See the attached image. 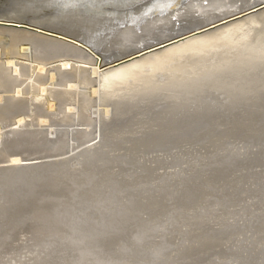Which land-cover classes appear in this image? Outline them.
Masks as SVG:
<instances>
[{"label":"water","instance_id":"95a60500","mask_svg":"<svg viewBox=\"0 0 264 264\" xmlns=\"http://www.w3.org/2000/svg\"><path fill=\"white\" fill-rule=\"evenodd\" d=\"M258 79L264 0H0L3 126Z\"/></svg>","mask_w":264,"mask_h":264},{"label":"rangeland","instance_id":"374dc122","mask_svg":"<svg viewBox=\"0 0 264 264\" xmlns=\"http://www.w3.org/2000/svg\"><path fill=\"white\" fill-rule=\"evenodd\" d=\"M254 83H256V84H254ZM204 90H208V92H204ZM240 104H241V106H240L241 108L234 111L233 110L234 107L237 105H240ZM19 115L20 114L14 116L15 122H13V123H10V124L5 125V126H3L0 123V129H1L0 139H2V140H0V142L2 141L0 143L1 144L0 145V161H2V163L0 162V172L1 171L5 172L6 170L9 169L7 167H4L2 169L1 166H8V165L13 166L14 165L13 163H10V158H12V156H16L17 154L21 155L20 156L21 158L22 157L23 158H29L27 160H32V162H29V163H31V165L30 164L27 165L25 162H23V164H17L18 167L25 165V166H28L30 170H34L36 168L41 169L43 167L47 168L48 166H50L49 168H53V167L58 168L59 167V168H62V170H63L62 172L64 174L66 170L69 171L71 169V167L78 165V163H77L78 161L76 159V157H78V155H80L78 153L84 152L88 147L90 148V146H92V145L95 146V147H93L94 150L96 149L97 151L100 152V154H102V155L99 154L101 157L98 155L95 158L96 159L99 158L98 160H100V161H102L101 159L103 158L102 162H104V163H102V164L107 166V164L109 165V163H110L109 159L118 157V155H119V158H121V159H119L117 161H121V160L122 161H128L129 159H126L127 154H128V156L134 157V156L138 155V157H139V155L142 156L145 153L152 152L153 155H155V153H156V154H160V156H162V155L166 154L165 151L168 150L166 148H169V146H171L172 144H180V145L186 144V146H190V145L194 146V147H191V149H190L192 151H190V150H188L187 152L185 151L184 153L186 155L185 154L182 156L180 155V158H182L181 161L177 162V164H176V162H174V164H173L174 166L173 165H171L170 167L166 166L165 169H166L167 173H169L170 175H177L178 173H175L177 171V169L182 168V171H184V169L186 168L187 170H186V172L184 171V174L188 175L192 172L191 169H193V167L191 165H189V166L185 165V162H186V164H188L194 160V162H196L195 164L199 165V164H202L204 162L203 161L204 159H206V160L208 158L214 159V156H219L217 158H221V154L223 155V149L220 150L219 148H208V147H203L200 145V144L205 142V139H207L209 141L210 140H214V141L224 140V142L227 141L228 145H231V148L232 147H234V148L239 147L240 150L243 148L241 150V153L245 157L244 161L245 162L247 161L246 166L243 168L245 170L247 167L250 169H253L255 171L257 170L256 172L257 173L259 172V174L261 173L260 175H262L264 177V164H263L264 160H262L260 158L261 156H263V155H261V153L264 152V142L262 144L256 143L257 145L256 144L247 145L246 141H243L240 139L244 134L251 135L250 134L251 131L254 132L253 134H257V138L264 139V80H258V81L228 85V86H223V87H216V88H210V89H203V90H197V91H190V92H183V93L159 96V97H155V98L145 99V100H141V101H137V102H132V103L114 106V107H109V108H104V109L99 108V109H92V110H84V111H80L77 113L73 112V113H68V114L53 115V116H46V117L25 118L24 119L25 121L23 120L21 122L22 125H21V123H20V125L19 124L15 125V123L17 121L16 117ZM33 118H35V119L38 118V119H43V120L39 121L38 119L35 120ZM54 122H56L55 126L53 124ZM48 123H51L52 125L48 124ZM10 125H11V128L8 127ZM95 125H97V126L95 127ZM13 126H14V128H13ZM15 126H17V127H15ZM87 126H88V128H87ZM238 126L243 128V129H244V127H248L251 129L245 128L246 131H242L243 129H238L237 128ZM4 128H6V129H4ZM8 128H10L11 130L16 129L17 135L16 136L13 135V138L9 137L8 136V133H9ZM58 132H60V133H58ZM90 133H92V134H90ZM137 136H147L148 139L154 143H151V144L149 143V145L147 144L146 147H144V148L143 147L134 148L130 145L135 144L137 146L139 144L131 143L130 138H132V140H134L133 137H137ZM98 138H100V139H98ZM230 138H232V139H230ZM236 138H239V139H236ZM85 139H87V140H85ZM247 140L250 142L251 138H248ZM116 141L119 143H117ZM128 141H130V142H128ZM144 141H146V140L143 139V141H142V139H141L139 142H144ZM125 142H127V143L125 144ZM175 142H177V143H175ZM225 146H226V144L224 145V147ZM231 148L228 150L231 151L232 150ZM95 152H93L91 154L95 155L96 154ZM192 153L194 154L193 157H192ZM253 154H254V156H253ZM114 155H115V157H114ZM120 156H122V157H120ZM35 157H39V158H35ZM104 159H105V161H104ZM115 159H113V160H115ZM12 160H13V158H12ZM34 160H38V161L34 162ZM186 160H190L191 162H188ZM198 160L203 161V162H199ZM106 162H107V164H106ZM180 162H182V163H180ZM32 163H33V165H32ZM72 163H74V164H72ZM243 163H241V164H243ZM175 164H176V166H175ZM40 165H41V168H40ZM68 165L71 167H67ZM204 165L205 164H203L202 166H204ZM11 166H10V168H11ZM17 166H16V168H18ZM165 169L162 168V170H165ZM80 170H82V169H80ZM87 170L92 171V169H87ZM245 170L235 172L234 177L229 176L228 180H230V181L236 180V182H237L236 185H231V188L238 186V188H239L238 191H242V189L244 188V184H246L245 183L246 182V180H245L246 175L243 177L242 174H238V173L244 172ZM173 172H174V174H173ZM85 173H87V172H85ZM164 175H166V174H164ZM228 175H229L228 173H225V174H222L219 176H228ZM214 177H217V176H214V175L203 176V178H205V179H208V178L213 179ZM161 178H164V177H161ZM97 179H98V177H97ZM218 179H219V177L215 178L214 180H218ZM29 180L31 181L32 179H29ZM29 180H28V182H29ZM49 180H51V181L49 182ZM49 180L48 179H47V181L44 180L42 182V184L32 183V184H30L31 186L34 185L32 187L26 185V187H30L31 189H43L45 191L48 190V192L47 191L42 192V193L39 192V194L36 191H32V197L33 198L30 197L31 199L29 200L30 202L28 201V203H27L28 205L25 204V206L27 205L26 207L24 205H22L21 208H19L20 206L17 205L18 207L15 206L17 208L12 207V209L14 210L13 211L11 208H10L11 210L10 209L4 210L3 206H0V214H2V215H0V227H1L0 228V264H88V263H86V260H88V259L91 261V264H100V262H98V261H92L93 259L97 258L96 255L93 253H92V255L85 254L84 256H80V255H83V253H80L79 247L83 248L82 245L85 242H86L87 246L91 245L90 247H92V249L90 251H86V253L94 252L96 250V249L94 250V247L96 246V244L94 245V243H97L96 247H98V244L100 245L101 243L102 244H101L100 248L106 246L107 249H105V250L106 251L110 250V252L108 251L107 253H109V254L111 253V254L109 256H105V255L104 256L101 255V256H103L102 258L105 257L106 260H107V258H108V260H109V258L114 259V261H111L112 264H115L114 262H116V261L120 262L121 264H123V263H126V264L127 263L128 264H142L143 259L146 260L144 255L149 253V256L147 255L148 259H149V257H151V254L153 253V251H156L155 252L156 254H163L164 252H166V254H167L169 252L165 257L166 260H164L165 258L163 259L164 262L159 260V264H173V263L176 264V262H178L177 264H226V263L227 264H244V263L251 264V263H256V262H257L256 264H258L259 262L261 263V260L264 261V253H263L264 247L260 248L261 247L260 245L255 246L256 245V244L254 245L255 242H253V241L248 242L244 238L234 239V240L228 242L227 244L222 243L221 245L218 244L217 245L218 247H216V245H215L214 247L208 248V247H210V246H208V245H210V243H208V244L205 243V245L204 244L201 245L200 243H198V241H195L196 240L195 237H192V238H190V240L195 241L194 244L192 245L191 243H189L188 249H184V250H182L183 252H180V249H182L181 246H179L180 248L174 247L172 250H169L168 245L165 242H162L160 244V241H158L157 238L155 240H157L158 242L153 241V242H156V244L153 243L155 249L153 247H152V250H151V248H149L148 251L143 250V247H139V248L138 247H131V248L128 247L129 248L128 249L126 247L127 244H129L128 246H131L130 244L135 245L134 243H131L132 240H129V243H128L127 239L123 240V236H121V237L119 236L120 237L119 238L118 236H116L117 234L115 235L114 232H112L113 233L112 234L110 230L107 231L108 233L107 232L105 233L103 229L101 230V227L99 225H97V223H96V225L93 224L95 226H91L92 222L90 223V225H87V226H88V228L92 227L93 231L91 228H89V230H88V228L86 226L87 229L82 230V231H81V229L78 231H75V233L77 232L75 234L74 232H72V230L70 228H69L70 230L68 229L67 225H64L63 220H66L67 218L62 219V216H63L62 213H63L64 209H65V211H68V210L66 208H64L63 205H62L63 207L61 205L58 206V200L59 201H61V200L63 201L64 199L67 200L71 195L76 196V193H77L78 197H76V198H74L75 196H73L72 198L70 197L71 199H73L74 203H76V202L78 203V202L82 201L84 204H88L89 199L91 200V201L89 200L90 201L89 203H92L93 202L92 200H94L93 195H95L92 192L93 191L96 192V191L101 190V187L97 183H93L91 185H87V187H86L87 190L85 187H84L85 189H82L81 191L79 190L81 192L80 193L79 191L77 192L74 190L77 188L75 186L76 188L72 187V188H74L72 190L75 191L74 192L75 194H73V191L69 192L70 188L68 189V187H71V186H69L67 184L68 185V187H67L62 181H61L62 183L60 182V179H59V181L57 180V178H53V180L52 179H49ZM237 180L241 181V182H238ZM182 183H183V181L175 182L174 185L177 187H176V190H175V188H172L174 193L175 192L176 193L182 192L180 189V187H181L180 185ZM36 184L37 185L39 184L38 187L36 186ZM216 184H217V186H219V185L221 186L219 189H217L221 195L229 194V191H226V186H225L226 183H216ZM241 184L243 186H241ZM45 185H47V186L45 187ZM161 185H163V184L161 183ZM40 186H41V188H39ZM65 188L68 190H64ZM88 188L92 189L93 191L88 192ZM207 188H208V185H206L205 190ZM217 190H214L212 192L216 193ZM56 191H57V193H56ZM64 191L69 193L70 195H66L67 193H65ZM223 191H226V192H224V194H222ZM47 193H49V194H47ZM86 193L88 195H86ZM45 194L48 196H45ZM52 194H54V195L52 196ZM55 194H58V196H55ZM116 194L119 197L121 195L119 192H116L115 195L112 194V196L115 197ZM62 195H64V196H62ZM87 196H88V198H84ZM230 196L231 195H229V197ZM52 197L53 198L55 197V198L53 200H51ZM57 197H58V199H57ZM213 197H214L213 195H210V198L207 201V203L209 201H214V202L221 201L219 198H217L218 199L217 200V199H214ZM46 198H48V199L45 200ZM71 199H68V200H71ZM255 199L256 198L252 196L248 200H246V202L242 205L244 207L242 209H243V211H246L244 213H248V215L250 212H253V211L258 213L257 217H254V220H255L254 222L258 223L259 221H262L261 219L264 218V214H263L264 212L261 208L256 207V205L254 204ZM35 200L37 201V204H36ZM107 200L112 201L111 197H107ZM117 200H119V198H116L115 200H113V202L109 203V206L107 207L108 209L106 208L107 212L109 211V209L110 210L113 209V211H114L115 206H116L114 204V201H117ZM43 201H45V202H43ZM48 201L51 202V204ZM54 201H56L57 204ZM239 201H242V199L241 198H233L232 201H230V202H234L233 207L231 205H229L228 202H222L221 206L218 209H214V210H215V212L218 210L217 213H225L228 215L234 214V212H236L238 210L236 203H238ZM100 202H103V200L101 199ZM249 202L251 205L248 204ZM104 203L105 202H103V204H100L99 206H103ZM111 203H113L114 206ZM44 204H45V206H44ZM36 205H38V206H36ZM107 205L108 204L105 203V205L103 207H106ZM169 205H170L169 211H171L174 207L178 206L176 201L170 202ZM52 206H54L53 210H52ZM60 207H62L63 209L61 208L62 209L61 210ZM103 207H101V208H103ZM205 208L210 209L211 207H205ZM93 209L96 210L97 208H93ZM199 209H200V206H196L194 208L193 212L189 215V217L192 220L187 219L188 224L194 225V223H197L198 218L203 217V216H200ZM38 210H40V212L41 211H44V212L55 211L57 215L54 214L53 212L52 213L55 216H58L59 219H53V220L55 222H57L56 220H58L61 228L60 229L57 228L56 230L53 229V231H50V228L47 227V229H49V231L44 233L42 230V227H45L47 225V222H49V221L47 219H45V221L40 220V218L38 217V215H40V214L38 212H36ZM92 210L89 209L88 211L93 212ZM95 210L92 214H94L93 217H95L97 219L96 215L99 212V210L98 209H97V211H95ZM181 211H184L183 212L184 214H180V217L173 216L174 221H171L172 219H168L166 216L162 215L163 219L166 222L168 221L169 224H171V225H169L170 227L168 230L163 229V231L165 233L167 232L166 233L167 237H168V235L169 236L175 235L174 236L175 238H179L182 235L184 236V234L179 233L178 229L180 228L179 225L186 223V221L182 218L184 217V215L187 216L188 214H186V212H187L186 210H181ZM71 215L74 216V218L77 217V221H79V219H80L79 215L80 214L78 211L73 210V214H71ZM100 215H102V214L100 213ZM102 216H104V215H102ZM240 216H238V217L241 218ZM89 217H91L93 219L92 216H89ZM259 218H260V220H259ZM96 219L94 221H96ZM98 220H99V218H98ZM153 222H154V220H153ZM248 222H250V221H248ZM49 223L47 226H49ZM96 226L100 227V228H97ZM72 227H74V225ZM75 227H76V225H75ZM95 229H99V231L101 230L102 232H100V234H99L98 231H94ZM91 231L94 232V234H89V232L92 233ZM231 231H232V233H234L238 236L237 233H239V232H235L236 230H232V229H231ZM83 232H85V233L83 234ZM196 232L197 231H195L193 233H196ZM68 233L69 234L74 233V234H72L71 237H72V239H77L78 241L74 240L75 243L74 242L71 243V240L69 239L70 235ZM101 234H103V236H105V237H103ZM161 234L162 233H160V235ZM93 235H94V237H93ZM97 235H100L99 238H101V239L98 240ZM107 235H109L111 237L107 238V237H109ZM112 235H114V237ZM156 236L158 237L157 234H156ZM81 237H83V239ZM84 237H86L85 239H87V240H85ZM92 237H93V239H92ZM79 238H81L82 241H79V240H81ZM105 239H108V240H106L104 242ZM112 239H114V240H112ZM121 239H122V241H121L122 243H120ZM101 240H102V242H101ZM97 241H99L100 243ZM111 241L114 242L113 246H112ZM77 242H79V243H77ZM103 242H104V244H103ZM80 243H81V245H80ZM117 243L121 244V245L124 244L125 248L124 249L117 248L116 247ZM239 243H240V245H239ZM248 244H250V245H248ZM69 245H70V247H69ZM86 245L84 244V246H86ZM144 245H145L144 247H146L148 244H144ZM219 245H220V247H219ZM237 245L240 247H238ZM196 246L199 250L196 248ZM248 246H250V247H248ZM251 247H253L254 249L253 250L251 249V251H250L249 248H251ZM257 247H259V248H257ZM134 248H136V250H138L139 253H136L135 252L136 250ZM247 248H248L247 251H249V253L246 251ZM256 248L259 250H257ZM255 249L257 252L254 251ZM261 249L263 252L261 251ZM129 250H130V252H129ZM186 250H187V253H185V254L187 256L184 255L186 258H184V257L183 258H176V257H182L181 254H178V253L183 254L184 251L186 252ZM191 250L194 252H192ZM241 250L243 252L245 250L244 253L247 252L246 256H249L248 257L249 259L247 261H246V259H243L244 261H242L241 256L243 255L242 254L243 252ZM75 251L78 253H76ZM159 251H161V252H159ZM171 252L176 253V255L174 254L173 256H175V257L172 256V257H170V259H168V255ZM251 252L254 253L253 254L254 256L252 255ZM122 253H124V254H122ZM250 253L253 256V259L250 258L251 257L249 255ZM237 255L238 256L241 255V256L238 257ZM243 256H245V254ZM132 257H134V258H132ZM160 257L162 258V255ZM245 257H243V258H245ZM171 258H173V259H171ZM235 258H236V261H235ZM250 259L253 260V262H251ZM160 261L162 263H160ZM144 263H146V262H144ZM263 264H264V262H263Z\"/></svg>","mask_w":264,"mask_h":264},{"label":"bare ground","instance_id":"6f19581e","mask_svg":"<svg viewBox=\"0 0 264 264\" xmlns=\"http://www.w3.org/2000/svg\"><path fill=\"white\" fill-rule=\"evenodd\" d=\"M258 80H264V79H258ZM258 80H252V81H258ZM252 81H246V82H252ZM246 82H240V83H246ZM240 83H234V84H240ZM234 84H228V85H234ZM254 84H256V83H254ZM228 85H223V86H228ZM223 86H216V87H223ZM216 87H210V88H216ZM210 88H203V89H210ZM203 89H197V90H203ZM197 90H190V91H197ZM190 91H183V92H190ZM183 92H177V93H183ZM204 92H208V90H204ZM177 93H171V94H177ZM171 94H165V95H171ZM165 95H159V96H165ZM159 96H155V97H159ZM155 97H150V98H155ZM150 98H145V99H150ZM145 99H141V100H145ZM141 100H137V101H141ZM137 101H132V102H137ZM132 102H128V103H132ZM128 103H124V104H128ZM124 104H119V105H124ZM119 105H114V106H119ZM114 106H109V107H114ZM240 106H241V104L235 106L233 110L234 111L238 110L239 108H241ZM109 107H104V108H109ZM77 112H80V111H77ZM77 112H75V113H77ZM69 113H73V112H69ZM61 114H68V113H61ZM61 114H53V115H61ZM53 115H46V116H53ZM46 116H38V117H46ZM16 118H17L16 119L17 121H16L15 125H17V124L20 125V123L25 119L21 115L17 116ZM33 119H35V118H33ZM37 119L38 118H36L35 120H37ZM38 120L40 121L43 119H38ZM48 124H51V123H48ZM53 124L55 126L56 122H54ZM21 125H22V123H21ZM96 126L97 125H95V127ZM8 127L11 128V125ZM15 127H17V126H15ZM10 128H8V130H9L8 136L13 138V135H15V136L17 135V131H16V129L11 130ZM13 128H14V126H13ZM87 128H88V126H87ZM237 128L243 129L239 126ZM245 128L251 129L248 127H244V129L242 131H246ZM4 129H6V128H4ZM0 131H1V129H0ZM58 133H60V132H58ZM253 133L254 132L251 131L250 132L251 135L244 134L240 139L243 141H246L247 145L256 144V143L262 144L264 142V139L257 138V134H253ZM90 134H92V133H90ZM0 135H1V133H0ZM248 138H251L250 142L247 140ZM98 139H100V138H98ZM130 139H131L130 140L131 143L139 144L137 146L135 144L130 145L134 148H138V147L144 148V147H146L147 144L149 145V143L150 144L154 143V142H151L147 136H137V137H133L134 140H132V138H130ZM141 139H142V141H143V139L146 141L139 142ZM230 139H232V138H230ZM236 139H239V138H236ZM0 140H2V139H0ZM85 140H87V139H85ZM130 141H128V142H130ZM117 143H119V142H117ZM126 143L127 142H125V144ZM175 143H177V142H175ZM225 144H226V146L224 147ZM200 145L203 147H208V148H219L220 150L223 149V155L221 154V158H217L219 156H214V159H210V158H208L207 160L204 159L203 160L204 162L198 160L199 162H203L202 164H199V165L195 164L196 162H194V160L192 162L190 160H186V161L191 162V163L186 164V162H185V165H187V166L191 165L193 167V169H191L192 172L188 175L184 174V171L186 172V170H187L186 168L184 169V171H182V168L177 169L175 167L177 169V171L175 172V173H178L177 175H170L169 173H167V171L165 169L166 166L170 167L171 165L174 164V162H176V164H177V162L181 161L182 158H180V155L181 156L184 155L185 151L187 152L188 150L191 149V147H194L193 145L186 146V144L185 145L184 144H181V145L180 144H172L171 146H169V148H166L168 150H166L165 151L166 154L162 155V156H160V154H156V153H155V155H153L152 152L145 153L142 156L139 155V157H138V155L133 157V156H128V154H127L126 159H129L128 161H122V160L117 161L121 158H119V155H118V157H115V155H114V157L116 159L115 158L109 159L110 158L109 157L108 159H109L110 163L108 165L107 164L108 161H107L106 162L107 166L102 164V163H104V162H102L103 158L101 159L102 161L98 160L99 158L98 159L95 158L96 156H98L100 154V152L97 151L96 149L94 150L93 147H95V146L92 145V146H90V148L88 147L84 152L81 151L82 153H78V154H80V155H78V157H76V159L78 161L77 162L78 165L77 166L72 165L73 167L68 165L67 167H71V169L69 171L66 170L64 174L62 172L63 171L62 168H59V167L58 168H56V167L49 168L50 166H48L47 168H44V167L41 168V165H40L41 169L36 168L34 170H30L29 167L25 166V165L18 167L17 164H23V162H25L27 165H29V164L31 165V163H29V162H32V160H27L29 158H23V157L21 158L20 157L21 155L17 154L16 156H12L13 160H12V158H10V163H13L14 164L13 166H11V165L1 166L2 169L4 167H7L9 169L6 170L5 172L4 171L0 172V206H3L4 210L5 209L9 210L10 208L12 209V207L14 208L17 205L20 206L19 208H21L22 205L25 206V204H27L28 201L31 199L30 197H32V191H36L38 194H39V192H41V193L46 192V191L48 192V190L45 191L43 189H31L30 187H32L34 185L31 186L30 184H32V183L42 184V182L44 180L47 181V179L53 180V178H57L58 181L60 179V182L62 181L67 187H68V185L71 186V187H68V189L70 188L69 192H72L73 191L72 189H74L72 187H75V186L77 188L75 187L76 189H74V190L78 192L79 190L81 191L82 189H85L87 187V185L97 183L98 185H100L101 190L95 192L92 189L88 188V192L93 191L92 193L95 194V195H93L94 200H92L93 201L92 203H89L91 201L90 199H89L90 201L88 200V204H84L82 201L78 202V203L77 202L74 203L73 199H71V198L75 195H73V196L71 195L70 196L71 198L70 197L68 198L71 200H68V199L67 200L64 199L65 201L64 200L63 201L58 200V206L63 205L64 208H66L68 210V211H65V209L63 210L62 219L67 218L66 220H63V223H64V225H67L68 229L70 228L72 230V232H74V233H75V231H78L80 229H81V231L87 229L88 228L87 225H90V223L92 222L91 226H95L97 223V225H99L101 227V230L103 229L105 233L110 230L111 233L114 232L115 235L117 234L116 236H118V237L123 236V240L127 239L128 243H129V240H132V242L131 241L130 242L134 243L135 245L130 244L131 246H128L129 244H127V246H126L127 248L128 247L129 248H131V247H138V248L143 247V250L148 251L149 248H151V250H152V247L154 248L153 243L156 244V242H153V241H157V240H155L156 238L158 239V241H160V244L162 242H165L168 245L169 250H172L174 247L178 248L179 246H181L182 249H180V252H183L182 250H184V249H188V247H189L188 244L191 243L193 245L195 241H198V243H200L201 245L202 244L205 245V243L206 244L210 243V245H208L210 247H208V248H211V247H214L215 245H216V247H218L217 246L218 244H220V245L222 243L227 244L228 242H230L234 239H241V238L246 239L248 242L253 241V242H255L254 245L256 244L255 246L260 245L261 246L260 248H263L264 247V220H263L264 218L261 219L262 221H259L260 220V218H259V220H258L259 222L255 223L254 217H257L258 213L253 211L254 213L250 212L248 215V213H244L246 211H243L242 208H244V207L242 205L246 202V200H248L250 197L253 196L256 198L254 201V204L256 205V207L261 208L264 212V177L262 175H260L261 173L260 174H259V172L257 173L256 172L257 170L255 171V170L250 169L248 167L246 168V170L243 168L247 164V161L246 162L244 161V159H245L244 155L241 153V150L243 148L241 150L239 149V147H237V148L232 147L231 148V145H228L227 141L224 142V140H216V141L210 140L209 141V140L205 139V142L200 144ZM230 148L232 149L231 151L228 150ZM190 151H192V150H190ZM93 152H95L96 154L92 155L91 153H93ZM100 155H102V154H100ZM261 155H263V156H261L260 158L262 160H264V152H262ZM193 156H194V154L192 153V157ZM253 156H254V154H253ZM120 157H122V156H120ZM35 158H39V157H35ZM113 159H115V160H113ZM36 161H38V160H34V162H36ZM104 161H105V159H104ZM0 162L2 163V161H0ZM180 163H182V162H180ZM241 163H243V164H241ZM176 164H175V166H176ZM203 164H205V165L202 166ZM15 165L18 168H16ZM32 165H33V163H32ZM10 166H11V168H10ZM162 168H164L165 170H162ZM80 169H82V170H80ZM87 169H92V171H89ZM241 170H245V171L240 172L238 174H242L243 177L246 175L245 176V180H246L245 183L246 184H244V188L242 189V191H238V189H239L238 186L231 188V185H236V183H237L236 180L230 181L228 179H229V176L234 177V173L241 171ZM84 171L87 173H85ZM225 173H228L229 175L228 176H219V175H222ZM164 174H166V175H164ZM173 174H174V172H173ZM207 175H214V176L219 177V179L214 180L217 177H214L213 179L212 178H208V179L203 178V176H207ZM97 177H98V179H97ZM161 177H164V178H161ZM29 179H32V180L30 181ZM28 180H29V182H28ZM50 181L51 180H49V182ZM177 181L178 182L183 181V183L180 185L181 186L180 189L182 192H179V193L175 192L174 193L172 188H175V190H176L177 186H175L174 184ZM238 182H241V181H238ZM161 183L163 185H161ZM216 183H226L225 184L226 191H229V194L221 195L217 190L221 186L220 185L217 186ZM26 185L30 186V187H26ZM38 185L36 184L37 187H38ZM47 185H45V187ZM206 185H208V188L205 190ZM241 186H243V185L241 184ZM39 188H41V186ZM66 188L64 190H68ZM86 190H87V188H86ZM214 190H217L216 193L212 192ZM75 191H73V194H75L74 193ZM226 191H223L222 194H224V192H226ZM116 192H119L121 194L120 197L117 196V194H116L117 197L115 196L116 198H119V200L114 201V204L116 205L115 206L116 210L114 209V211H113V209L112 210L109 209V211L107 212V209H108L107 207L109 206V203L113 202V200L116 199L114 196H112V194L115 195ZM49 193H47V194H49ZM56 193H57V191H56ZM65 193H67V192H65ZM53 195L54 194H52V196ZM66 195H70V194L67 193ZM86 195H88V194L86 193ZM210 195H213L214 199L219 198L221 201H216V202L209 201L207 203V201L210 198ZM229 195H231V196L229 197ZM45 196H48V195L45 194ZM55 196H58V194H55ZM62 196H64V195H62ZM76 197H78L77 193H76V196L74 198H76ZM107 197H111L112 201H108ZM54 198L52 197L51 200H53ZM84 198H88V196L84 197ZM233 198H241L242 199V201H239L238 203H236L238 210L236 212H234V214L228 215L225 213H217L218 210L215 212L214 209H218L221 206L222 202H228V204L233 207L234 202H230V201H232ZM47 199L48 198H46L45 200H47ZM57 199H58V197H57ZM101 199L103 200V202L108 204L106 207H103L105 205V203L103 206H99L100 204H103V202H100ZM172 201H176L178 206L174 207L171 211H169L170 210L169 204ZM35 202L37 204L36 200H35ZM43 202H45V201H43ZM54 202H56V201H54ZM49 203L51 204V202H49ZM56 204H57V202H56ZM111 204H113V203H111ZM114 204H113V206H114ZM248 204H250V202ZM36 206H38V205H36ZM44 206H45V204H44ZM196 206H200L199 214H200V216H203V217L198 218L197 223H194V225L188 224L187 219L192 220L189 217V215L193 212V210ZM17 207H15V208H17ZM53 207L54 206H52V210L54 209ZM62 207H60V209ZM92 207L97 208L99 210V212L104 216L100 215V213L98 212L96 215L97 219L95 217H93L94 214H92V213L94 212L95 209H93ZM101 207H103V208H101ZM205 207H211V208L206 209ZM89 209L90 210L93 209L92 210L93 212L88 211ZM97 209L95 211H97ZM73 210L79 212V214H80L79 215L80 216L79 221H77V217L74 218V216L71 215V214H73ZM181 210H186L187 211L186 214H188L187 216L184 215V217L181 215L183 217L182 219H184L186 221V223L179 225L180 228L178 227L179 233L184 234V236L182 235L179 238H175L174 237L175 235H173V236L168 235V237H167L166 236L167 232L165 233L163 231V229L168 230L170 227L169 225H171V224H169L168 221L166 222L163 219L162 215L166 216L168 219H172L171 221H174L173 216L180 217V214H184L183 213L184 211H181ZM36 212H38L40 214V215H38L40 220L45 221V219H47L50 222V223L47 222V225L49 223V226L46 225L45 227H42V230L44 233L49 231V229H47V227L50 228V231H53V229L56 230L57 228H59V229L61 228L59 221L56 220L57 222H55L53 220V219H59L58 216L54 215V214H56L55 211H51V212L50 211H48V212L41 211L40 212V210H38ZM0 215H2V214H0ZM89 216H92L93 219ZM238 216H240L241 218H239ZM98 218H99V220H98ZM95 219H96V221H94ZM153 220H154V222H153ZM248 221H250V222H248ZM93 224H95V225H93ZM73 225H74V227H72ZM75 225H76V227H75ZM86 226H87V228H86ZM100 227H97V228H100ZM89 228L92 229V227H89ZM89 228H88V230H89ZM231 229L236 230L235 232H239V233H237L238 236L236 234L232 233ZM101 230L99 231V229H95L94 231H98L100 234V232H102ZM92 231H93V229H92ZM195 231H197V232L193 233ZM74 233H72V234H74ZM84 233L85 232H83V234ZM160 233H162V234L160 235ZM72 234H69L70 238L68 237L71 240V243H73L74 240H77V239H72V237H71ZM89 234H94V232H92V233L89 232ZM156 234L158 235V237L156 236ZM101 235L103 236V234H101ZM97 236H98V238H97L98 240L101 239V238H99L100 235H97ZM107 236H109V235H107ZM112 236L114 237V235H112ZM93 237H94V235H93ZM93 237H92V239H93ZM103 237H105V236H103ZM110 237L111 236H109L107 238H110ZM192 237H195L196 240L191 241L190 238H192ZM81 238L83 239V237H81ZM81 238H79V239H81ZM85 238L86 237H84V239ZM82 239L79 241H82ZM85 240H87V239H85ZM102 240H101V242H102ZM106 240H108V239H105L104 242ZM112 240H114V239H112ZM121 241H122V239L120 240V243H122ZM97 242H99V241H97ZM104 242H103V244H104ZM77 243H79V242H77ZM84 244L86 245V242L83 243V245H82L83 248L79 247L80 253H83V255H80V256H84L85 254L92 255V253H93L96 255L97 258L93 259L92 261H98V262H100V264H102V263L103 264H112L111 261H114V259H112V258L111 259L109 258V260H108V258L106 260L105 257L102 258L104 255L109 256L111 254V253L110 254L107 253L108 251L110 252V250H108V251L105 250V249H107L106 246L100 248L102 243L100 245L98 244L99 248L96 247L97 243H94V245L96 244V246H95L96 248L94 246L93 247H94V250L95 249L96 250L94 252H90V253H86V251H90L92 249V247H90L91 245L90 246H87V245L84 246ZM144 244H148L147 245L148 247L147 246L144 247L145 246ZM80 245H81V243H80ZM113 245H114V242H112V246ZM116 245H117L116 246L117 248H120V249L125 248L124 244L121 245V244L117 243ZM220 245H219V247H220ZM239 245H240V243H239ZM248 245H250V244H248ZM69 247H70V245H69ZM238 247H240V246H238ZM248 247H250V246H248ZM196 248H197V246H196ZM257 248H259V247H257ZM134 249L136 250V248H134ZM249 249L251 251V249L253 250L254 248L251 247ZM256 249L254 251H256ZM247 250H248V248L246 249V251ZM257 250H259V249H257ZM261 251H262V249H261ZM129 252H130V250H129ZM135 252L139 253L138 250H136ZM155 252L156 251H153V253L151 254V257H149V259H148L149 253L144 255L146 260L143 259L142 264H157V263L159 264V260L163 261V259L169 253L168 252L166 254V252H164L163 254H156ZM159 252H161V251H159ZM192 252H194V251H192ZM244 252H245V250H244ZM244 252L242 254L243 255L245 254V256H246L247 252L249 253V251H247L246 253H244ZM76 253H78V252H76ZM185 253H187V250H186V252L184 251L183 254L178 253V254H181L182 257H176V258H183V257L186 258L184 256V255H186ZM251 253L249 255L251 256L250 258L253 259L254 253H252L253 256L251 255ZM122 254H124V253H122ZM174 254L176 255V253L171 252L168 255V259H170V257H172ZM101 255H103V256H101ZM161 255H162V258L160 257ZM243 255L242 256L240 255L242 258V261H244L243 259H246V261H247L249 259L248 258L249 256L245 257ZM240 256H238V257H240ZM173 257H175V256H173ZM243 257H245V258H243ZM132 258H134V257H132ZM171 259H173V258H171ZM164 260H166V258ZM161 261H160V263H162ZM235 261H236V258H235ZM144 262H146V263H144ZM251 262H253V260H251ZM263 262L264 261L261 260V263L260 262L259 263L263 264ZM86 263L91 264V261L88 259V260H86ZM114 263L115 264H121L120 262H117V261ZM177 263L178 262H176V264ZM256 263H251V264H256ZM123 264H126V263H123ZM173 264H175V263H173ZM244 264H247V263H244Z\"/></svg>","mask_w":264,"mask_h":264}]
</instances>
